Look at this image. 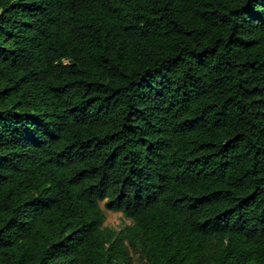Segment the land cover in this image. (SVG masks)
I'll list each match as a JSON object with an SVG mask.
<instances>
[{"label":"trees","instance_id":"1","mask_svg":"<svg viewBox=\"0 0 264 264\" xmlns=\"http://www.w3.org/2000/svg\"><path fill=\"white\" fill-rule=\"evenodd\" d=\"M132 250L264 264V0H0V264Z\"/></svg>","mask_w":264,"mask_h":264},{"label":"rangeland","instance_id":"2","mask_svg":"<svg viewBox=\"0 0 264 264\" xmlns=\"http://www.w3.org/2000/svg\"><path fill=\"white\" fill-rule=\"evenodd\" d=\"M101 205L106 215V222H105L106 226L116 231H120L124 229L126 226L132 224V220L127 218L123 213L108 210L105 207L104 203H101ZM132 254L135 258L136 264H141L142 261L139 254L135 250H132Z\"/></svg>","mask_w":264,"mask_h":264}]
</instances>
